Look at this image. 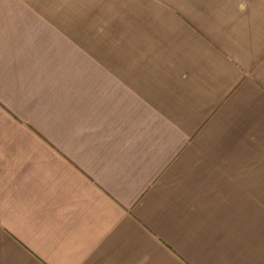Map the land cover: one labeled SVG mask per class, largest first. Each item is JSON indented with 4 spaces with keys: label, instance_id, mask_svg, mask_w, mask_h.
I'll list each match as a JSON object with an SVG mask.
<instances>
[{
    "label": "crops",
    "instance_id": "crops-1",
    "mask_svg": "<svg viewBox=\"0 0 264 264\" xmlns=\"http://www.w3.org/2000/svg\"><path fill=\"white\" fill-rule=\"evenodd\" d=\"M0 264H264V0H0Z\"/></svg>",
    "mask_w": 264,
    "mask_h": 264
}]
</instances>
